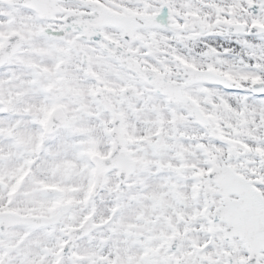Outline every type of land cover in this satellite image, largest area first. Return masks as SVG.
<instances>
[{"label": "snow or ice", "instance_id": "snow-or-ice-1", "mask_svg": "<svg viewBox=\"0 0 264 264\" xmlns=\"http://www.w3.org/2000/svg\"><path fill=\"white\" fill-rule=\"evenodd\" d=\"M0 264H264V0H0Z\"/></svg>", "mask_w": 264, "mask_h": 264}]
</instances>
